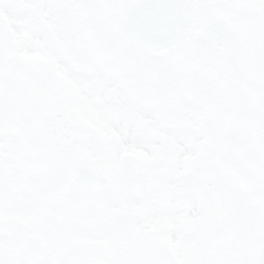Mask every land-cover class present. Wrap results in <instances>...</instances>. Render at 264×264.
<instances>
[{
	"label": "flooded vegetation",
	"instance_id": "flooded-vegetation-1",
	"mask_svg": "<svg viewBox=\"0 0 264 264\" xmlns=\"http://www.w3.org/2000/svg\"><path fill=\"white\" fill-rule=\"evenodd\" d=\"M142 1L0 0V253L264 264V0H190L156 57L123 27Z\"/></svg>",
	"mask_w": 264,
	"mask_h": 264
},
{
	"label": "water",
	"instance_id": "water-1",
	"mask_svg": "<svg viewBox=\"0 0 264 264\" xmlns=\"http://www.w3.org/2000/svg\"><path fill=\"white\" fill-rule=\"evenodd\" d=\"M193 11L185 0H156L134 9L125 21L127 32L149 52L169 51L184 38Z\"/></svg>",
	"mask_w": 264,
	"mask_h": 264
},
{
	"label": "rangeland",
	"instance_id": "rangeland-1",
	"mask_svg": "<svg viewBox=\"0 0 264 264\" xmlns=\"http://www.w3.org/2000/svg\"><path fill=\"white\" fill-rule=\"evenodd\" d=\"M1 254H2V252H1ZM1 254H0V255H1ZM25 256H27V253L24 255V257H25ZM27 260H28V257H27ZM0 264H3L2 261L0 262ZM11 264H17V263H16V262H13V263H11ZM18 264H25V259L21 260V262L18 263Z\"/></svg>",
	"mask_w": 264,
	"mask_h": 264
}]
</instances>
